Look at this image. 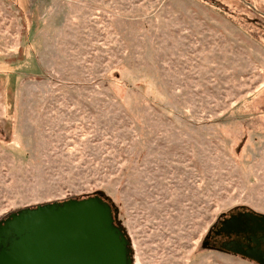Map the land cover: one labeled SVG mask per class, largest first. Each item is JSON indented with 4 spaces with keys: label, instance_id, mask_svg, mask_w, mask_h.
Wrapping results in <instances>:
<instances>
[{
    "label": "rangeland",
    "instance_id": "rangeland-1",
    "mask_svg": "<svg viewBox=\"0 0 264 264\" xmlns=\"http://www.w3.org/2000/svg\"><path fill=\"white\" fill-rule=\"evenodd\" d=\"M94 194L132 264H253L202 242L264 215V0H0V220Z\"/></svg>",
    "mask_w": 264,
    "mask_h": 264
},
{
    "label": "water",
    "instance_id": "water-1",
    "mask_svg": "<svg viewBox=\"0 0 264 264\" xmlns=\"http://www.w3.org/2000/svg\"><path fill=\"white\" fill-rule=\"evenodd\" d=\"M116 213L100 195L17 210L0 220V264H132ZM212 229L227 240L211 249L264 264V215L247 211Z\"/></svg>",
    "mask_w": 264,
    "mask_h": 264
},
{
    "label": "flooded vegetation",
    "instance_id": "flooded-vegetation-1",
    "mask_svg": "<svg viewBox=\"0 0 264 264\" xmlns=\"http://www.w3.org/2000/svg\"><path fill=\"white\" fill-rule=\"evenodd\" d=\"M245 212H247V210H245V209H236V210H234V211H232V212H230V213H228V214H225V215H223V216H220L219 217V219H217V221L215 222V226H218V222H221V221H223V220H225V219H227V218H229V216H236V215H238V214H242V213H245ZM214 225H212V227H211V229L209 230V231H211L212 230V233L210 234V236L207 238L208 240V246H207V249H210V250H214V249H211L212 247H218V245L221 243V242H224V241H226L227 239H225V238H222V237H216L215 235H214V233H213V231H214V229H212L213 228V226ZM208 234V233H207ZM233 240H238L240 243H243V244H248V242L247 241H245V240H243V238L242 239H236V238H232Z\"/></svg>",
    "mask_w": 264,
    "mask_h": 264
},
{
    "label": "trees",
    "instance_id": "trees-1",
    "mask_svg": "<svg viewBox=\"0 0 264 264\" xmlns=\"http://www.w3.org/2000/svg\"><path fill=\"white\" fill-rule=\"evenodd\" d=\"M29 47H27V51L29 50L28 49ZM31 55H27V52H25V54L23 55V58L22 60L17 64V68H19L20 70H26L28 66H30V62H31ZM4 75V74H3ZM94 195H100V194H94ZM93 196V195H91ZM102 196V195H101ZM89 197V196H87ZM86 196L85 197H80V198H87ZM102 198L107 201L108 203H110L105 197L102 196ZM111 204V203H110ZM112 205V204H111ZM115 224H118V221L115 220Z\"/></svg>",
    "mask_w": 264,
    "mask_h": 264
}]
</instances>
